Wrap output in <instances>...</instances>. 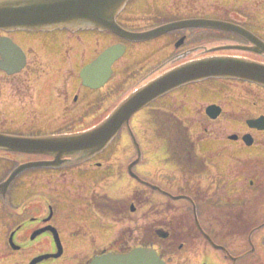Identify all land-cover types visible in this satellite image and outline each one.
Here are the masks:
<instances>
[{
    "label": "flooded vegetation",
    "instance_id": "1",
    "mask_svg": "<svg viewBox=\"0 0 264 264\" xmlns=\"http://www.w3.org/2000/svg\"><path fill=\"white\" fill-rule=\"evenodd\" d=\"M221 3H224L223 0H215L211 4L206 3L205 6L202 3L195 9L182 6V9L174 12L166 7V0H132L117 17V21L127 32L142 33L178 21L219 20L236 24L264 40L261 22L256 20V18L260 20L261 16H252L248 8L239 11L221 9L223 8ZM253 9L256 12L261 11L258 3ZM240 12L247 13L251 17H246ZM140 17H144L143 22L146 23L144 26ZM69 34L80 41L82 38L96 39L93 60L107 48L115 45L126 46L124 57L113 68L112 78L119 77L122 81H129V84L131 82L130 93L168 70L210 56L236 57L264 63V55L258 56L247 51L208 54L213 48L228 45L251 47L245 39L226 31L184 29L144 43L129 42L112 32L101 33L96 29L69 32ZM4 37L12 39L11 34L0 33V40ZM180 41L183 45L177 48L176 44ZM158 56L159 59L156 58ZM218 83L241 84L243 93L250 99L247 105H240L244 115L242 119L244 127L229 136V140L244 147L264 145V132L251 129L247 124L250 120L264 116V88L252 82L208 80L179 89L159 99L147 109L150 111L147 114L150 116L151 125H154L157 133H150L153 134L152 136L145 134L143 138L138 137L144 161L149 163L158 161L152 159V155L149 159L145 158V153L147 147L156 146L154 141L161 139V133L165 134L168 140L170 137L171 141L172 137L182 139L185 125L180 122V113L173 110L176 98L185 93L184 91L190 96L202 97L204 86L214 87ZM81 90H84L83 96ZM58 94L60 98L64 97L67 103L63 115L57 119L60 122L55 124L54 129L32 136L80 133L96 125L91 126L92 119L100 123L108 116V93L104 89L93 91L81 85L80 91H70V95L67 87L60 89ZM127 96L128 94L124 97L120 96L121 101ZM203 99L206 100L204 97ZM211 105L220 108L221 118L227 116L224 105L218 103L204 106L201 116L206 117V109ZM125 136L130 142L129 151L136 155L127 131ZM247 136L252 138L251 146L244 144ZM250 137L247 138L250 140ZM165 143L167 144L165 149L171 151L172 144H168L167 141ZM176 147H183V143L177 144ZM120 151L118 147L111 151L108 148L94 158L79 164L72 165L70 160L64 159L56 165L31 169L19 176L5 195L0 194V264H32L33 261H37L36 264H93L95 259L104 258L106 255L128 254L140 248L136 242L140 237L134 238L137 233L135 227L123 229L126 216L129 214L128 210H124V203L127 202L109 195L117 189L118 183L114 178L119 181L123 176L119 177L118 167L114 169L113 166L118 160L130 158L127 154L120 156ZM183 151L185 168L189 173L186 184L189 187L184 188L181 196L188 199L174 202L157 192H151L155 199L151 202L153 208L156 207L157 200H162V203L166 204L181 205L173 212L167 209L165 219L154 218L150 225L145 227L144 231H147L153 240L150 248L156 249L163 259L198 257L200 258L198 264H264V159L238 161L232 165L228 175L234 180L230 195L216 197L212 191L207 197H201L200 191L193 186L192 179L199 178L196 175H199L198 173L204 168L205 162L188 145ZM10 155L19 159L16 163L22 162L13 165L6 173L0 171V184L5 182L19 165L39 162L49 165L54 161L51 155ZM132 180L138 184L134 179ZM50 187L57 189L48 190ZM71 188H75L76 191L72 192ZM138 190L139 188L134 192V197L140 195ZM74 194L88 196L85 207L72 201L69 196ZM222 199L226 201L224 206L220 204ZM137 202L140 203L139 198L132 200L131 214L135 213L134 203ZM257 204L262 210L258 211ZM203 211L206 215H213L215 220L205 222ZM87 215H93L96 220L110 221L119 227L111 242L105 246L99 245L98 232L96 230L90 232L87 229L88 225L78 223L79 219L83 216L86 219ZM74 226L81 227V232L88 234V237L83 234V238L89 240L88 249H84L83 246V249L77 252L79 249L77 236L71 233ZM210 240L215 247L210 244Z\"/></svg>",
    "mask_w": 264,
    "mask_h": 264
},
{
    "label": "rangeland",
    "instance_id": "2",
    "mask_svg": "<svg viewBox=\"0 0 264 264\" xmlns=\"http://www.w3.org/2000/svg\"><path fill=\"white\" fill-rule=\"evenodd\" d=\"M166 1V5L172 2L170 8L168 7L169 5L167 8L177 12L182 9V6L188 9H195L196 7L199 8L202 3H204L202 5L205 6L206 3L211 4L215 0H200L202 3L198 2V4L192 0ZM173 1H177L178 4L175 5L176 3ZM223 2L224 3L220 4L221 7H223L221 9L226 8L228 10L239 11L248 8L252 16H261L260 20L259 18H256V20L259 21V23L261 22L260 26L263 28L264 37V0H241L239 2L236 0H223ZM257 3L261 7V11L259 12L253 9ZM240 14L246 15V17L250 16L243 12H240ZM140 18L141 24L144 26L146 24L143 22L144 17ZM11 37L24 53H26L28 62H33L31 65H34L38 69V72H36V75L33 77L28 76L31 71V68H29L27 73L12 78H6L5 74L0 72V87L2 86L0 88V133L8 136H32L43 134L45 131L55 128V123L58 124L60 122H56V120L63 115L65 110L67 104L66 99L64 97L60 98L58 94L59 90L67 87L68 95H70V91H80L81 83L78 81V70L82 66L88 65L94 59L96 39L94 37L82 38L80 41L77 37L69 34L68 31L62 30H55L52 32H17L11 34ZM156 58L159 59L160 57L158 56ZM36 60L39 63H37ZM42 71L44 73L37 78ZM74 73L75 76L72 77ZM131 85V82L129 85L128 81L124 82L119 77H116L115 80L113 79L106 85L107 87H105V89L108 91V108L110 111L113 110L121 99L120 96L122 95V91L127 90ZM203 88L205 89H201L203 91L202 97L190 96L187 91H184L185 93L176 98V104L173 106V110L179 112L182 120L188 123L187 127L190 128V134L195 142L196 150L199 155L206 158L209 167L208 174L210 175L192 180L194 183L193 186L200 191L201 197H207L212 191L216 197L226 196L230 195L233 189L234 180L228 176L232 165L238 161L264 159V145L244 147L240 143L229 140V135L236 134L244 127L242 121L244 115L241 112L242 109H240V105L245 106L250 102L249 97L245 96L243 93L241 84L234 83V85H225L218 83L214 87L204 86ZM19 90H21V93H19ZM83 91L84 90H81L82 96L84 94ZM125 94L126 93H124V95ZM13 95H20V99L26 97L28 102L23 103L18 99L19 97L16 98L13 97ZM203 97L206 100H204ZM211 103L223 104L225 113L230 115L231 119L227 121V116H225L221 120L211 122L209 119L204 118L203 115L201 116L200 112L203 105L206 106ZM149 112L150 111H146L143 115L144 117H142V113L138 114L131 121V125L133 127L135 126V131H137L138 134L140 133L139 136L142 138V135H151L148 132L150 116L147 113ZM92 120L91 126L98 122L95 119ZM152 123H154V120H152ZM151 131L152 133H157L153 126L151 127ZM160 138L161 139L155 141L157 144L155 152L147 147V159H149L151 154L153 158L156 157L155 159L157 160L158 156L162 158V154L160 153L161 148L162 153H166V135L161 133ZM119 143L120 142H118V144ZM124 143H126V139L123 140L122 144ZM115 147L116 145L111 147L110 151L114 150ZM126 149L127 150L122 149L123 151L120 152V155L123 153L129 154L128 148ZM16 160H19L16 156L0 155V171L2 173L8 172L11 167H13V163L17 164L15 163ZM161 160H163V158ZM172 168L173 166L171 164H167L163 161L161 167L160 164L151 162L149 164L139 165L134 171L142 180L160 186L164 190L175 194L176 191L163 183L160 179L161 177H163V179L170 177V173L173 171ZM121 171L122 169H118V175L121 174ZM172 176L173 178H171L170 181L175 183L174 187L178 191L177 193H180L186 186L189 187L178 169L173 172ZM137 186L138 185L132 179L123 175L118 182L117 189L113 192V197L117 199L123 198L121 199L123 201L128 200L130 198L127 199V196H130ZM56 189L57 187H50L48 190ZM71 190L72 192L76 191L75 188H71ZM140 191L142 194L141 203H134V214H131L130 211L132 202L124 203V210H128L129 214L126 216L123 229L126 230L127 228L131 229L135 227L134 229L137 233L134 238L139 237V232L142 234L143 228L150 225L154 218L165 219V211L167 209H171L173 212L177 210V206L181 205L175 203L166 204L162 203V200L156 199V207L153 208L151 202L155 200L154 197L145 190ZM45 196L47 197V195ZM57 196L59 197V195ZM69 197L72 198V201L76 202V204L83 207L86 206V198H88V196L74 194V196ZM224 201L223 199L220 200L221 206H224ZM258 204L257 209L260 211L262 209ZM208 206H210V204ZM202 214L205 222L209 223L215 220L213 215H206L204 211ZM78 223L88 225L87 229L90 232L96 230L99 234L98 244L102 246L111 242L119 229L117 225L110 221L94 219L93 215H87L86 219L83 216L78 220ZM71 233L77 236L76 241L78 242L77 246L79 248L77 252H80L83 246L84 249H88L90 244L87 241L89 240L83 238L84 233L81 232V227L74 226ZM84 235L88 237L87 233ZM142 237L143 234L140 238ZM134 241H136V239ZM139 241L136 242L139 243ZM199 260L200 258L198 259V257H191V259H171L169 261L171 264H198L197 262H199Z\"/></svg>",
    "mask_w": 264,
    "mask_h": 264
},
{
    "label": "water",
    "instance_id": "3",
    "mask_svg": "<svg viewBox=\"0 0 264 264\" xmlns=\"http://www.w3.org/2000/svg\"><path fill=\"white\" fill-rule=\"evenodd\" d=\"M130 0H0V31H54L60 30H86L99 29L112 31L124 36L131 42H145L158 38L166 33L190 27L211 28L236 33L249 42L255 48L251 50L256 54H264V42L252 34L229 23L221 21H187L173 23L153 31L141 34L124 32L116 23V17L124 10ZM179 46V45H178ZM237 47H225L216 49L233 50ZM124 46H114L104 52L94 63L81 70L80 78L83 85L97 90L104 87L112 77L113 65L124 55ZM0 53L3 61L0 69L8 75H15L23 70L26 63L24 53L10 40H3L0 44ZM238 79L262 85L264 87V65L247 60L212 57L185 64L171 70L147 85L133 92L124 100L112 114L99 126L82 134L66 137L25 138L6 136L0 134V151L51 154L57 160L72 158L74 163H80L93 158L104 151L127 125L130 119L139 111L150 105L162 96L191 83L208 79ZM212 119H217L219 111L213 108L208 110ZM251 128L264 131V118L249 124ZM250 146L251 141H247ZM137 144V143H136ZM138 146V145H137ZM139 158L130 166L132 176L133 167L141 159ZM40 164L20 166L7 182L0 186V192H5L14 180L24 171L40 167ZM136 177V176H134ZM137 179L141 181L138 177ZM153 191H159L173 198L160 188L147 184ZM177 197L174 199H181ZM155 250H135L128 256L106 257L97 259L93 264H166L161 261ZM34 264V263H33Z\"/></svg>",
    "mask_w": 264,
    "mask_h": 264
},
{
    "label": "trees",
    "instance_id": "4",
    "mask_svg": "<svg viewBox=\"0 0 264 264\" xmlns=\"http://www.w3.org/2000/svg\"><path fill=\"white\" fill-rule=\"evenodd\" d=\"M187 138H188V141H187V139H186V137H184V139H183V147H178V149H179V152H180V156H183V150H184V147H186L187 145H188V147H190V145H191V142H190V139H189V137L187 136ZM182 142H180L181 144H182ZM190 149L192 150V148L190 147ZM181 160V159H180ZM204 170V169H203Z\"/></svg>",
    "mask_w": 264,
    "mask_h": 264
}]
</instances>
